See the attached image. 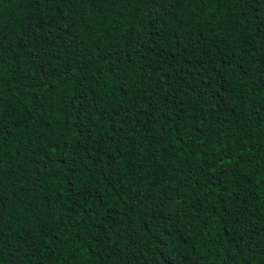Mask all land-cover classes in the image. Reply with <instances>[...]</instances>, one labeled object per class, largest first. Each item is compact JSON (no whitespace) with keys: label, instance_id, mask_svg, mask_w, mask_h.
Wrapping results in <instances>:
<instances>
[{"label":"trees","instance_id":"16d2710c","mask_svg":"<svg viewBox=\"0 0 264 264\" xmlns=\"http://www.w3.org/2000/svg\"><path fill=\"white\" fill-rule=\"evenodd\" d=\"M0 264H264V0H0Z\"/></svg>","mask_w":264,"mask_h":264},{"label":"snow or ice","instance_id":"6c2138e0","mask_svg":"<svg viewBox=\"0 0 264 264\" xmlns=\"http://www.w3.org/2000/svg\"><path fill=\"white\" fill-rule=\"evenodd\" d=\"M158 3L164 4V3H166V0H158Z\"/></svg>","mask_w":264,"mask_h":264}]
</instances>
